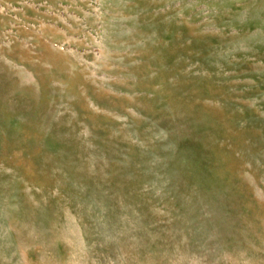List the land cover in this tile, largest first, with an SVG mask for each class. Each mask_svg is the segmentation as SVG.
<instances>
[{
  "label": "rangeland",
  "instance_id": "374dc122",
  "mask_svg": "<svg viewBox=\"0 0 264 264\" xmlns=\"http://www.w3.org/2000/svg\"><path fill=\"white\" fill-rule=\"evenodd\" d=\"M0 264H264V0H0Z\"/></svg>",
  "mask_w": 264,
  "mask_h": 264
}]
</instances>
